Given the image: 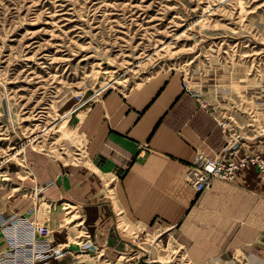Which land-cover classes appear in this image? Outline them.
Returning a JSON list of instances; mask_svg holds the SVG:
<instances>
[{
	"label": "rangeland",
	"instance_id": "rangeland-1",
	"mask_svg": "<svg viewBox=\"0 0 264 264\" xmlns=\"http://www.w3.org/2000/svg\"><path fill=\"white\" fill-rule=\"evenodd\" d=\"M171 72L220 116L237 155L264 160V0H0V194L23 201L0 214V229L19 216L44 225L60 249L49 264H195L163 234L123 221L134 261L98 252L82 204L54 177L84 173L71 171L86 167L77 113L108 88ZM215 259L258 264L264 251Z\"/></svg>",
	"mask_w": 264,
	"mask_h": 264
},
{
	"label": "crops",
	"instance_id": "crops-1",
	"mask_svg": "<svg viewBox=\"0 0 264 264\" xmlns=\"http://www.w3.org/2000/svg\"><path fill=\"white\" fill-rule=\"evenodd\" d=\"M182 80L171 72L123 90L108 88L74 117L86 167L71 170L83 171L79 177L73 172L54 177L59 193L82 204L98 252L116 253L118 262L136 257H127L129 242L117 230L127 227L120 221L135 231L163 234L195 264L264 251V188L251 167L237 170L232 182L212 179L202 194L186 181L194 152L216 155L228 134L220 116L199 94L197 99L184 89ZM22 203H5L0 194L1 216L18 211ZM27 207L20 211L26 213ZM6 238L0 229V253L8 247Z\"/></svg>",
	"mask_w": 264,
	"mask_h": 264
},
{
	"label": "built area",
	"instance_id": "built-area-1",
	"mask_svg": "<svg viewBox=\"0 0 264 264\" xmlns=\"http://www.w3.org/2000/svg\"><path fill=\"white\" fill-rule=\"evenodd\" d=\"M181 84L186 87L184 82ZM187 90L193 92L195 98L198 99L194 90ZM98 93L99 91L95 90L92 97ZM199 102L201 106H204L201 100ZM237 151V142L231 141L230 138L214 156L195 151L187 167V183L197 194H200L211 179L231 180L234 173L248 163L254 164L264 175L262 158L253 154L237 155ZM1 229L7 237L8 247L0 253V264H49L48 260L60 253L59 248H53L50 245L47 228L33 220L19 216L8 224L2 225ZM86 247L80 246L79 251L83 252L82 249Z\"/></svg>",
	"mask_w": 264,
	"mask_h": 264
},
{
	"label": "bare ground",
	"instance_id": "bare-ground-1",
	"mask_svg": "<svg viewBox=\"0 0 264 264\" xmlns=\"http://www.w3.org/2000/svg\"><path fill=\"white\" fill-rule=\"evenodd\" d=\"M228 139V138H227ZM227 141V140H226ZM241 155V154H240ZM232 178H234V175H233V177ZM212 180V179H211ZM210 180V181H211ZM201 194V193H200ZM256 261V263H258V264H264V261H260V260H255Z\"/></svg>",
	"mask_w": 264,
	"mask_h": 264
}]
</instances>
